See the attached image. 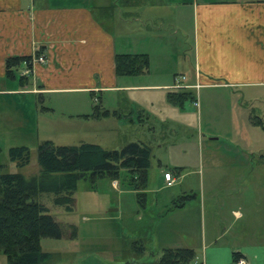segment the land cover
Instances as JSON below:
<instances>
[{
	"label": "crops",
	"instance_id": "obj_1",
	"mask_svg": "<svg viewBox=\"0 0 264 264\" xmlns=\"http://www.w3.org/2000/svg\"><path fill=\"white\" fill-rule=\"evenodd\" d=\"M186 26L190 28L191 44L186 60L191 64L186 71L174 72L173 76L168 72L163 79L150 77L155 74L157 57L147 46L149 39L167 31L171 36L181 35L184 41ZM118 52L148 53L149 70L135 75L118 74L115 61ZM13 55L31 57L16 67L21 69L20 78L15 69L11 75L7 72L6 60ZM38 55L45 60H38ZM26 68L30 72L25 74ZM129 76L138 79L130 80ZM178 82L185 85L175 86ZM165 89H174L169 91L170 99H174L170 95L173 91L186 93L175 107L179 105L183 110L184 99H191L199 107V131L211 139L220 141L224 135L214 126L215 112L203 108L205 93L226 92L235 102L231 112V121L237 123L235 129L241 124L245 126L244 119L248 126L260 125L254 122V116L258 108L264 114V106L257 103L264 101V0H0V105L16 103L27 115L29 96L38 101V97L43 100L48 94L89 92L96 101L106 91H117L130 97L126 99L132 106L130 113L139 119H159L162 114L154 108L155 100H147L135 91ZM175 121L163 119L168 124ZM233 146L219 143L203 149L204 161L216 166L255 162L249 153L243 151L241 156L240 147ZM258 151L264 161L263 149ZM174 163L173 171H165H171L175 180L168 184L165 179L164 187L184 183V159ZM115 180L113 183L118 186ZM254 181L248 180V184L264 186L260 180ZM131 188L146 193L144 202L138 198V213L142 214L141 208L147 206L151 190L149 180L143 190ZM240 191L233 192L230 203L251 205ZM181 193L160 200L159 216L164 220L155 221V226L171 225L165 219L176 210L187 209L191 199L200 198V210L205 212V196H186L184 188ZM246 199L251 201L247 195ZM251 199L256 200L253 196ZM232 212L233 221L224 218L223 225L212 228V235H204L200 253L196 251L200 259L197 264H236L241 257L247 264H264V210L250 214L234 207ZM256 219L263 222H255Z\"/></svg>",
	"mask_w": 264,
	"mask_h": 264
},
{
	"label": "rangeland",
	"instance_id": "obj_2",
	"mask_svg": "<svg viewBox=\"0 0 264 264\" xmlns=\"http://www.w3.org/2000/svg\"><path fill=\"white\" fill-rule=\"evenodd\" d=\"M189 35L190 28L186 26L184 41L181 35L171 36L167 31L165 35L149 39L147 46L157 57L155 74L150 77L163 79L168 72L173 76L174 72L186 71L191 64L186 60L191 50ZM160 46L166 48L161 49ZM161 53L165 56L159 57ZM183 55L184 63L181 61ZM15 70L20 78L21 69ZM129 77L134 81L138 79ZM170 90L174 89L135 91L136 94H143L142 97L147 100H155L153 106L162 114L159 119H139L138 115L130 113L132 106L126 100L130 97L117 91H106L101 94V98L98 96L100 100L96 97V101L89 92L48 94L43 100L38 97V101L29 96L26 101L27 115L16 103L6 104L5 107L0 105V163L4 164L6 171H21L28 177L39 173L38 146L46 139L57 144L93 142L118 149L132 141H139L152 148L148 169L151 190L148 192L147 206L141 208L142 214L138 213V198L144 202L145 195L142 193L140 196L133 191L130 179L135 174L127 168H122L120 176L115 178L118 186L107 175L88 174L80 178L71 210L56 205L53 192L41 191L40 199L62 227L61 237L41 239L42 249L52 253L47 264H145L158 260L164 248L169 246H188L200 253L204 235H212V228L223 225L224 218L227 221L235 219L232 212L234 207L250 214L263 212L264 186L248 184V180H260L264 184V161L258 151L261 148L264 152V127L248 126L244 119L245 126L241 124L235 129L234 124L237 123H233L231 118L235 102L226 92L216 91L213 95L205 93V97L201 96L203 108L215 112L214 126L224 135L220 141L211 139L210 135L199 131V107L191 99H184L183 110L179 105L175 107V103L180 104L181 99L168 98ZM96 103L99 105L98 115L92 114ZM257 103L264 106V101ZM256 110L257 115L264 120L263 111L260 108ZM79 112L89 114L78 115ZM164 118L176 121L168 124L163 122ZM219 143L224 144V147L229 144L240 147L239 155L249 153L255 162L245 166H216L206 159L204 161L203 149L206 151V148ZM14 145L29 146L31 157L27 165L19 166L11 159L9 149ZM183 159L184 183L177 182L172 187H164V171H173L174 162ZM183 188L184 195L205 196V212L200 210V198L191 199L187 209L176 210L165 219L171 225L155 226V221L160 220V200L172 194L181 195ZM239 189L245 195L243 199L248 204L251 202V205L230 203L233 192ZM246 195L251 201H247ZM251 196L256 200L252 201ZM163 220L161 218L160 221ZM255 222L263 221L256 219ZM142 244L145 251L140 253ZM197 261L200 259L196 256L191 264H197ZM0 264H9L6 254L1 250Z\"/></svg>",
	"mask_w": 264,
	"mask_h": 264
},
{
	"label": "trees",
	"instance_id": "obj_3",
	"mask_svg": "<svg viewBox=\"0 0 264 264\" xmlns=\"http://www.w3.org/2000/svg\"><path fill=\"white\" fill-rule=\"evenodd\" d=\"M30 56L13 55L7 58L8 74H13L23 60ZM118 74L135 75L149 70L150 58L144 52H118L115 57ZM174 100L185 92L170 93ZM99 114V105L94 112ZM254 122L264 127L261 117ZM12 160L19 166L30 162V148L14 145L9 149ZM152 148L149 144L132 141L121 149L107 148L93 142L57 144L46 139L39 143L38 161L40 172L28 177L21 171H6L0 163V250L6 254L9 264H47L52 253L42 249V237H61L62 227L40 199L41 191L54 193V203L73 209L75 190L80 178L107 175L118 178L122 168L133 174L130 184L143 190L148 185V169ZM144 194L140 191L138 194ZM141 196V195H140ZM145 197V196H144ZM139 252L145 251L142 244ZM196 257L192 247H165L161 257L145 264H191Z\"/></svg>",
	"mask_w": 264,
	"mask_h": 264
},
{
	"label": "built area",
	"instance_id": "obj_4",
	"mask_svg": "<svg viewBox=\"0 0 264 264\" xmlns=\"http://www.w3.org/2000/svg\"><path fill=\"white\" fill-rule=\"evenodd\" d=\"M38 60L40 61H44L45 60V57L43 55H38L37 56ZM30 72V68H26L24 70V73H29ZM182 77H186L185 75H182ZM185 84L181 83V82H178L175 86L177 87H182L184 86ZM165 179L167 180L168 184H172L175 180V177L173 175V173L171 171H165ZM236 264H247V261L245 258L241 257L239 259L236 260Z\"/></svg>",
	"mask_w": 264,
	"mask_h": 264
}]
</instances>
